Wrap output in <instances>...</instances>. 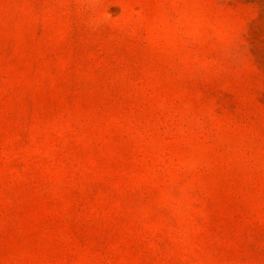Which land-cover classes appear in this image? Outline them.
<instances>
[{"label":"rangeland","instance_id":"1","mask_svg":"<svg viewBox=\"0 0 264 264\" xmlns=\"http://www.w3.org/2000/svg\"><path fill=\"white\" fill-rule=\"evenodd\" d=\"M0 264H264V0H0Z\"/></svg>","mask_w":264,"mask_h":264}]
</instances>
